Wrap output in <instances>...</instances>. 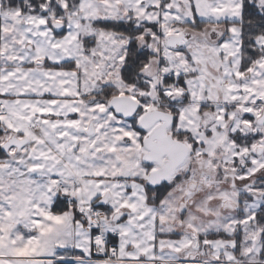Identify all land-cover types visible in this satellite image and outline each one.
Returning a JSON list of instances; mask_svg holds the SVG:
<instances>
[{"label":"snow or ice","instance_id":"6c2138e0","mask_svg":"<svg viewBox=\"0 0 264 264\" xmlns=\"http://www.w3.org/2000/svg\"><path fill=\"white\" fill-rule=\"evenodd\" d=\"M0 264H264V0H0Z\"/></svg>","mask_w":264,"mask_h":264}]
</instances>
